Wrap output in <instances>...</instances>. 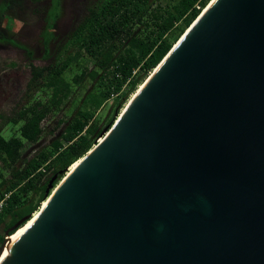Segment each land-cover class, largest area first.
<instances>
[{
    "label": "water",
    "instance_id": "95a60500",
    "mask_svg": "<svg viewBox=\"0 0 264 264\" xmlns=\"http://www.w3.org/2000/svg\"><path fill=\"white\" fill-rule=\"evenodd\" d=\"M98 138L0 264H264V0H210Z\"/></svg>",
    "mask_w": 264,
    "mask_h": 264
},
{
    "label": "trees",
    "instance_id": "16d2710c",
    "mask_svg": "<svg viewBox=\"0 0 264 264\" xmlns=\"http://www.w3.org/2000/svg\"><path fill=\"white\" fill-rule=\"evenodd\" d=\"M25 1L0 0V77L19 66L1 55L7 45L22 49L27 60L17 97L0 109V243L7 228L38 212L49 179L56 174L54 187L96 144L210 0H91L61 37L53 32L58 15L50 17L46 8L44 64L33 62L34 51L10 28Z\"/></svg>",
    "mask_w": 264,
    "mask_h": 264
},
{
    "label": "rangeland",
    "instance_id": "374dc122",
    "mask_svg": "<svg viewBox=\"0 0 264 264\" xmlns=\"http://www.w3.org/2000/svg\"><path fill=\"white\" fill-rule=\"evenodd\" d=\"M89 1L91 0H43L40 3H34L32 0H26L21 18L19 20L10 18V28L16 30L15 38L20 43L34 51L33 62L35 64H44L48 61L42 56L43 44L41 43V33L44 28H46V23L42 15L44 10L49 8L48 14L50 17L58 15L55 20L53 32L56 33L58 37H61L72 28L75 21L84 13V8ZM33 7L38 8L39 13H34L32 11ZM53 46L54 41L50 43L49 47L53 48ZM1 55L5 58L15 59L19 66L7 70L3 73L2 77H0V109L3 108L6 102L12 101L17 97L20 86L25 79V65L27 61L24 51L14 45H7L4 47L1 51ZM78 94L80 96V92ZM111 102L112 99L108 100L98 113H105L109 109ZM127 102L128 101L123 104L122 108ZM120 112L121 110L119 113ZM27 147L28 143L25 149Z\"/></svg>",
    "mask_w": 264,
    "mask_h": 264
},
{
    "label": "bare ground",
    "instance_id": "6f19581e",
    "mask_svg": "<svg viewBox=\"0 0 264 264\" xmlns=\"http://www.w3.org/2000/svg\"><path fill=\"white\" fill-rule=\"evenodd\" d=\"M79 160H77L74 164H72V166L68 169V170H72L76 164H78ZM46 203V201H44L42 203V205H44ZM37 213H35L33 215V217L27 221L23 226H21L17 231H15L13 234H11L8 242L6 243L2 253H1V257H0V260H2V258L7 254L9 248H10V245L12 244V242L15 240V238L28 226V224H30V222H32V220L34 219V217L36 216Z\"/></svg>",
    "mask_w": 264,
    "mask_h": 264
},
{
    "label": "built area",
    "instance_id": "2783aa9c",
    "mask_svg": "<svg viewBox=\"0 0 264 264\" xmlns=\"http://www.w3.org/2000/svg\"><path fill=\"white\" fill-rule=\"evenodd\" d=\"M100 140V138H97L96 139V142H98ZM70 167V166H69ZM7 196V195H6ZM4 203H5V201H4V199H1L0 200V211H1V209H2V207H3V205H4Z\"/></svg>",
    "mask_w": 264,
    "mask_h": 264
}]
</instances>
